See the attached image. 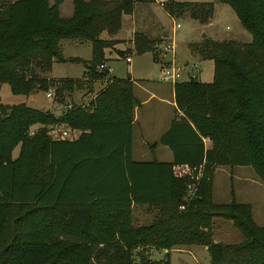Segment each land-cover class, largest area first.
<instances>
[{
  "label": "trees",
  "instance_id": "1",
  "mask_svg": "<svg viewBox=\"0 0 264 264\" xmlns=\"http://www.w3.org/2000/svg\"><path fill=\"white\" fill-rule=\"evenodd\" d=\"M137 1L72 0L73 13L63 18L62 0H0V83L13 94L52 87L60 104L64 92L82 85L39 77L53 60L81 61L62 57L61 39L89 41L85 81L105 82L87 104L68 103L59 115L0 102V264H169L171 248L189 245L206 246L210 264H264V226L254 222L251 205L212 201L217 166H250L264 183V0L162 3L170 17L201 22L210 18L214 3L228 4L252 37L249 43L205 40L196 48L212 61V79L193 75L173 84L179 121L158 140L171 149L172 162L131 159L137 104L132 82L98 69L104 50L115 42L101 33H117L121 17ZM133 41L153 50L154 43L140 33ZM53 124L80 134L53 139ZM201 163L205 175L186 202V177H176L173 167ZM131 204L156 206L158 212L148 224L135 226ZM216 217L230 220L241 241L214 242ZM149 248L167 252L153 260Z\"/></svg>",
  "mask_w": 264,
  "mask_h": 264
},
{
  "label": "rangeland",
  "instance_id": "2",
  "mask_svg": "<svg viewBox=\"0 0 264 264\" xmlns=\"http://www.w3.org/2000/svg\"><path fill=\"white\" fill-rule=\"evenodd\" d=\"M160 0H139L134 4L132 14H125L121 17V25L117 33V37L128 40L132 34H142L145 39L151 43H157L165 46H171L169 49L147 48L135 45L134 41L127 44H118L115 42L104 50V61L111 68V75L117 79L130 78L139 94L142 89L136 86L143 85L149 89L164 88L166 91L163 97L171 100L170 82H160L158 79V70L160 61L168 62L175 57L176 65H186L190 75L196 73L197 79L202 82H208L212 79L213 67L212 61L202 58L197 53L196 48L205 40L212 41H228L232 40L239 43H249L252 40L251 34L244 29L233 9L224 3H214L210 18L201 22L197 18L183 15L177 18L169 17L162 7L159 5ZM166 0H162L165 3ZM190 3H212L213 0H177ZM72 8V0H64L62 7V15L67 16ZM179 27H175V24ZM163 33H166L164 38ZM107 37L106 32H102L101 38ZM112 39V38H109ZM76 40V39H75ZM59 40L62 54L79 55L80 57H88L91 52L90 42L87 40ZM126 48L130 53L131 61L127 63L120 51L125 52ZM118 51V53L116 52ZM186 62V63H184ZM168 64V63H164ZM192 65H195L192 67ZM86 67L83 63L70 61L53 62L51 68L40 73L39 77H48L56 80L69 78L77 79L82 82L80 87H73L69 92H64V102L56 103V97L51 95L47 97L44 89L35 88L28 94H13L10 87L6 83H0V102L4 105H17L24 103L25 105L36 109L46 111L51 106H55L61 111L68 103L73 105H84L93 94L102 87L97 82H86L83 75ZM189 75V76H190ZM186 79V75L183 77ZM84 82V83H83ZM86 82V83H85ZM92 85V88L89 86ZM91 88V89H90ZM52 89V87H51ZM53 91V90H52ZM143 93V92H142ZM137 94V95H138ZM147 96L146 93H144ZM142 95V94H141ZM151 100L148 104H158L167 109L168 105ZM52 108V107H51ZM173 110V109H172ZM62 125V128H65ZM37 128L33 126L32 130ZM68 135L63 139H74L77 132L70 131L66 128ZM53 138V136H52ZM207 144H209L207 142ZM141 145V142H140ZM134 147H137V132L134 135ZM148 150L149 147L147 145ZM18 152V146L12 151V156ZM213 173V198L214 203H229L234 200L237 203H248L251 205L252 218L258 226H264V183L261 182L250 166H218ZM134 225V224H133ZM211 232L213 237L222 242H235L236 236L241 237L239 231L233 226L232 222L227 219L216 217L213 221ZM182 247V246H180ZM190 251H171L169 254V264H205L210 262V256L202 246L194 245ZM150 258L159 260L164 258L165 253L158 250H151ZM134 252V260H136ZM203 255H205L203 257ZM200 259V261H199Z\"/></svg>",
  "mask_w": 264,
  "mask_h": 264
},
{
  "label": "crops",
  "instance_id": "3",
  "mask_svg": "<svg viewBox=\"0 0 264 264\" xmlns=\"http://www.w3.org/2000/svg\"><path fill=\"white\" fill-rule=\"evenodd\" d=\"M5 1L13 2L15 0H5ZM48 1L50 4L53 3V0H48ZM63 4H64V0H62L61 4L59 5L60 16L63 18L70 17L73 13V5H72V8H70L69 14L67 16L66 15L63 16L62 15ZM165 13L168 15V13L166 11H165ZM117 33H115L112 36H110L106 33L107 37L105 39H109V38L116 39L117 41H119L118 44H127L129 42V45H130L131 42L133 41V38L135 35V34H132L131 39H129V41H128L125 39H121L120 37H117ZM101 35H102V33H101ZM163 36L165 38L166 33H163ZM70 40H75V39H70ZM58 45L60 48L59 41H58ZM60 50H62V49L60 48ZM105 50H109V49H105ZM116 52L118 53V51H116ZM61 54H62V51H61ZM90 56H91V52L88 55V57H84V58L80 57L79 55H74V54L73 55H67V56L62 54V57L65 59L70 58V57H77L81 61H79V62L76 61V62L77 63H83V64H84V62H87L90 59ZM122 57L124 58V60L126 57L130 58V53H129L127 48H126L125 54H123ZM56 61H59V60H53V62H56ZM65 61H68V60H65ZM130 61H131V58H130ZM130 61H126V62L129 63ZM53 62H52V64H53ZM70 62H72V61H70ZM171 62H173V63L176 62L175 57L168 62L160 61L159 63L160 64H163V63L169 64ZM184 63H186V62H184ZM193 75L197 77L196 73ZM110 76L112 78H115L114 76L111 75V73H110ZM45 78L52 79V78H48V77H45ZM64 79H69V78H64ZM83 79H84V81L86 80L85 73L83 75ZM95 82H97V81H95ZM98 83H100L102 85V87L99 88V90H101L104 87L105 82L99 81ZM133 83L134 82H132V91H133V95H134L135 99L137 100V104L133 108V120H132V130H131V159L134 161H142V162H144V161L172 162L173 154H172L171 149L167 145L159 144L158 140H159L160 136L169 129L172 122H178L179 121V113L176 110V106H175V102H174L173 84L169 83L170 89H171V100L169 101V100L165 99V97H163V94L166 91L164 88L160 89V88L154 87V89H149L148 87H145L143 85L138 84L136 87L138 89H142V92H143L142 93L139 91V94H138L137 91H135ZM91 88H92V85H91ZM144 93H146L147 96H145ZM95 94L92 95L91 99L95 96ZM155 98H156L155 101H158L159 103L168 105L169 107H171V110H170V108L167 109V108L161 107L160 105L155 104V103H152L149 105L148 103ZM87 103H85V104H87ZM9 106H11V105H9ZM51 107L48 110L51 111L54 115L60 114V111H58L55 106H51ZM62 125L63 124H53L48 128L49 134L51 136H53V139H63V138L59 137V133L62 130L66 131V128H68V127L62 128ZM35 130L36 129L32 130V128H31L30 132L33 133ZM135 130L137 132V147H136V149L134 147ZM70 131L77 132L74 139H76L80 134V132L76 131V130L70 129ZM67 135H68V133H67ZM68 140H71V139H68ZM140 142H141V145H140ZM203 142H204L205 148L210 147V141L208 138H204ZM207 142L209 144H207ZM147 145H148L150 150H148V148H146ZM15 156H13V157H15ZM176 167L177 168L178 167L184 168L183 165H181V166L175 165L174 169ZM213 173H214V171H213ZM213 173H212V180H213ZM212 198H213V185H212ZM157 212H158V209L156 206H149L146 204H131L130 205L131 220L135 226L148 224L156 216ZM214 219L215 218H213V221H214ZM39 234L41 235V234H43V232L39 233ZM240 235H241V233H240ZM212 238H213L214 242H219V243H223V244H228V243H235L236 244V243L241 241L242 235H241V237H239V236H236V234H235V240H236L235 242H225L224 243L222 241H218L213 237V233H212ZM192 246H194V245L182 246V247H180V246L173 247L168 251V257H169V254L171 251H190L189 249ZM199 246H202V245H199ZM202 248H203V250L208 252L206 246H202ZM151 250H152V248L148 249L149 252H152ZM134 252H135V250H134ZM162 252L166 253L167 251L162 250ZM204 256L205 255H203V257ZM199 261H200V259H199ZM197 264H198V261H197ZM205 264H210L209 260H208V262L206 261V258H205Z\"/></svg>",
  "mask_w": 264,
  "mask_h": 264
},
{
  "label": "built area",
  "instance_id": "4",
  "mask_svg": "<svg viewBox=\"0 0 264 264\" xmlns=\"http://www.w3.org/2000/svg\"><path fill=\"white\" fill-rule=\"evenodd\" d=\"M159 5L162 7V0L158 1ZM175 27H179V24H175ZM153 48H161V49H169L168 45L165 46L161 44L158 46L157 43H154L152 45ZM126 61H130L129 57L125 58ZM195 65H192L194 67ZM99 70L105 71L107 75H110L111 68L107 66L105 63H102L98 66ZM186 75V79L189 77V69L187 66L184 65H176L175 63L171 62L169 64H161L158 70V79L160 82H170L174 84L176 81L184 80L183 78ZM192 76V75H190ZM53 89L49 88L48 92L46 93L47 97H51ZM71 105L69 104L67 108H70ZM67 136V132L65 130L60 131L59 137L64 138ZM183 165L184 168L176 167L173 172L174 175L177 177L185 176L186 177V186H185V195L184 200L188 202L195 194L196 189L201 181V179L204 177V163L198 164V165H187V164H180L179 166ZM175 166V165H174ZM185 207V204H180L178 209L183 210Z\"/></svg>",
  "mask_w": 264,
  "mask_h": 264
}]
</instances>
